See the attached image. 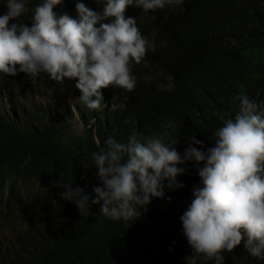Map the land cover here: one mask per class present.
I'll return each mask as SVG.
<instances>
[{"label":"clouds","instance_id":"9594fccd","mask_svg":"<svg viewBox=\"0 0 264 264\" xmlns=\"http://www.w3.org/2000/svg\"><path fill=\"white\" fill-rule=\"evenodd\" d=\"M195 1L74 0L68 5L65 0H37L29 9L30 0H0V112L15 113L24 125H57L60 106L68 104L72 118L66 136H83L79 106L98 113L117 92L143 84L153 47L143 31ZM206 18L208 28L217 27L212 11ZM232 104L233 113L222 118L207 147L195 135L188 142L172 139L171 120L161 133L138 138L133 132L126 141L109 137L101 147L94 129L99 148L84 166L94 169L98 183L87 192L73 186L72 178L63 179L56 182L62 188L57 195L81 214L95 204L100 215L126 221L116 233L125 242L117 251L121 260L133 259L139 251L140 264H227L238 251L231 261L264 262V101L239 92ZM97 119L91 118L88 126ZM74 122L82 126L80 133L72 132ZM189 164L199 182L177 189L184 186L178 177ZM13 186H0V238L14 229L23 231L14 249L27 252L35 264H91L85 248L99 242L100 235L77 236L68 222L50 220L35 205L36 188L22 174L13 177ZM177 191L191 202L175 216V233L164 241L149 239L133 219L153 198L171 202ZM17 204L28 208L29 220L23 224L13 221ZM66 234L73 237L75 254L60 249ZM12 250L3 255V264ZM158 252L163 259L156 257Z\"/></svg>","mask_w":264,"mask_h":264},{"label":"trees","instance_id":"16d2710c","mask_svg":"<svg viewBox=\"0 0 264 264\" xmlns=\"http://www.w3.org/2000/svg\"><path fill=\"white\" fill-rule=\"evenodd\" d=\"M65 1L68 5L74 2ZM36 2L30 0L29 9ZM209 11L214 13L215 28L206 26ZM30 14L29 11L22 19L27 21ZM143 33L153 45L146 81L130 92H117L98 113L81 104L83 136H66L72 118L68 104L60 106L62 120L57 125L46 121L24 125L15 113L0 112V186L12 187L13 177L22 174L26 183L36 188L35 205L50 220L63 225L68 222L77 236L100 235L99 242L85 248L91 264H140L143 258L139 251L133 253V259L118 257L117 251L125 242L116 233L126 221L100 215L95 204L90 205L88 213L81 214L73 202L57 195L62 188L56 182L63 179L72 178L73 186L79 184L87 192L98 183L94 169L84 166L91 152L99 148L94 129L101 147L109 137L126 141L133 132L138 138L161 133L171 120L175 123L172 139L188 142L195 135L207 147L222 118L233 113L235 93L244 92L264 101V0H196L184 12L161 19ZM169 84L167 90L158 87ZM93 117L98 119L89 127ZM51 121L55 119L51 117ZM178 179L184 186L177 189H188L200 178L189 164L188 172ZM39 186L45 189L40 191ZM183 196L184 191H177L171 202L153 198L133 219L135 226L147 232L149 239L168 240L175 233V216L191 202L182 200ZM13 212L14 224L29 220L25 205L17 204ZM23 235V231L14 229L10 236L0 238V264L3 255L12 249L6 264H35L27 252L14 249ZM71 240L73 237L67 239L66 234L60 249L75 254ZM237 252L229 255L227 264H264L252 258L231 261L230 257H238ZM156 257L164 258L161 252Z\"/></svg>","mask_w":264,"mask_h":264},{"label":"rangeland","instance_id":"374dc122","mask_svg":"<svg viewBox=\"0 0 264 264\" xmlns=\"http://www.w3.org/2000/svg\"><path fill=\"white\" fill-rule=\"evenodd\" d=\"M82 131V126L78 122H74L72 126V132L80 133Z\"/></svg>","mask_w":264,"mask_h":264},{"label":"bare ground","instance_id":"6f19581e","mask_svg":"<svg viewBox=\"0 0 264 264\" xmlns=\"http://www.w3.org/2000/svg\"><path fill=\"white\" fill-rule=\"evenodd\" d=\"M7 92H8V90H7ZM2 95H1V97H4V94H6V93H1ZM15 185H17V184H15ZM7 186V188H11L9 185H6ZM41 186H42V183H41ZM41 186H39L38 188L40 189V191H42V190H44L43 188L41 189ZM14 187V186H13Z\"/></svg>","mask_w":264,"mask_h":264}]
</instances>
